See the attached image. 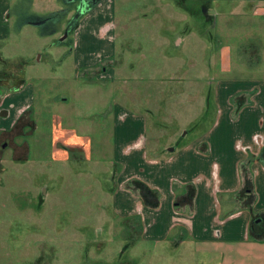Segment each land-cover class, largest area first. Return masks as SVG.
Masks as SVG:
<instances>
[{
    "label": "rangeland",
    "instance_id": "obj_1",
    "mask_svg": "<svg viewBox=\"0 0 264 264\" xmlns=\"http://www.w3.org/2000/svg\"><path fill=\"white\" fill-rule=\"evenodd\" d=\"M233 7L114 1L115 55L100 65L104 75L75 72L70 32L58 41L74 10L37 27L8 19L0 72L23 75L33 95L29 118L0 139V264H209L186 246L128 245L136 239L123 226L127 195L117 190L127 191V182L114 156L127 139V116L140 120L147 159L205 141L219 111L236 120L235 94L264 76V20L245 9L212 20L206 13ZM130 123L133 136L138 127Z\"/></svg>",
    "mask_w": 264,
    "mask_h": 264
},
{
    "label": "crops",
    "instance_id": "obj_2",
    "mask_svg": "<svg viewBox=\"0 0 264 264\" xmlns=\"http://www.w3.org/2000/svg\"><path fill=\"white\" fill-rule=\"evenodd\" d=\"M114 1L131 0H100L80 16L70 32L68 56L75 72L101 70L104 75L100 65H111L115 55ZM201 1L233 2L234 7L227 11L209 14L207 8L211 20L218 15L240 16L244 9L251 17L264 20V0ZM76 6L75 0H0V39L9 34L10 17L22 18L24 26L35 27L32 23L39 22L37 27L47 22L51 13H66ZM241 87L235 94L240 96L241 106L235 121L219 111L205 141L174 147L165 157H145L140 120L127 116L138 130L130 136L131 123L127 121V139L119 142L127 151L120 149L114 158L122 165L120 181L127 182V191L117 192L127 195V223L123 226L136 239L128 245L137 241L169 243L186 246L209 264H246L251 259L264 264V76ZM219 92L221 89H216L215 95ZM31 95L33 90L23 75L12 70L0 72V139L12 134L21 118H29ZM244 95L249 96L251 105H243ZM118 120L120 127L126 122L121 115ZM239 124H248V128ZM231 137L234 139L229 140Z\"/></svg>",
    "mask_w": 264,
    "mask_h": 264
},
{
    "label": "water",
    "instance_id": "obj_3",
    "mask_svg": "<svg viewBox=\"0 0 264 264\" xmlns=\"http://www.w3.org/2000/svg\"><path fill=\"white\" fill-rule=\"evenodd\" d=\"M85 3L86 2H84L83 0H77V6H76V8L74 10V13L71 16V18L69 19V21L67 22V24H66V26L64 28V31H63V35L58 40L59 42L63 41L67 37V35H68L69 31L71 30L72 26L77 23V21H78V19L80 18L81 15H83L85 12H87V9L85 8ZM94 5L92 4V6H94ZM207 13L213 14V12H211V11H207ZM32 24L36 26V25H39V22H35V23H32Z\"/></svg>",
    "mask_w": 264,
    "mask_h": 264
},
{
    "label": "trees",
    "instance_id": "obj_4",
    "mask_svg": "<svg viewBox=\"0 0 264 264\" xmlns=\"http://www.w3.org/2000/svg\"><path fill=\"white\" fill-rule=\"evenodd\" d=\"M67 1H71V0H67ZM77 1V0H75ZM85 3V8L87 9V11L93 7L92 4H96L98 3L100 0H83ZM65 14V11H57V12H53L49 15L48 21H55L57 19H59L60 17H62ZM75 27V24L72 26L71 30L69 32H71L73 30V28ZM70 34V33H69ZM141 193L143 195V191L141 190ZM144 196V195H143Z\"/></svg>",
    "mask_w": 264,
    "mask_h": 264
}]
</instances>
